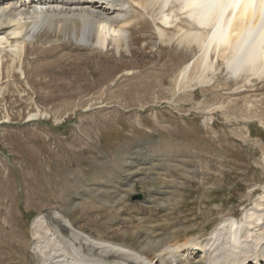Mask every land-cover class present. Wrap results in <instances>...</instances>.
<instances>
[{"label": "rangeland", "instance_id": "374dc122", "mask_svg": "<svg viewBox=\"0 0 264 264\" xmlns=\"http://www.w3.org/2000/svg\"><path fill=\"white\" fill-rule=\"evenodd\" d=\"M57 32L42 28L25 46L24 75L8 52L0 70V264L34 259L31 220L51 209L137 247L132 230L109 236L134 225L164 247L253 207L264 186V82L237 89L220 65L209 84L178 90L190 56L163 47L151 22L138 23L130 49ZM102 204L111 208L95 221ZM137 211L145 218L129 217Z\"/></svg>", "mask_w": 264, "mask_h": 264}, {"label": "bare ground", "instance_id": "6f19581e", "mask_svg": "<svg viewBox=\"0 0 264 264\" xmlns=\"http://www.w3.org/2000/svg\"><path fill=\"white\" fill-rule=\"evenodd\" d=\"M220 1L216 15L222 21L214 27L212 13L203 12L207 0H0V70L8 52L11 69L24 75L25 46L31 45L42 28L71 34L85 46L103 49L112 45L119 50L130 49L134 30L143 21L151 22L163 47L183 49L189 54L190 59L175 76L178 90L183 85L209 84L218 76L220 65L237 89L252 85L255 80L263 83L264 24L262 40L247 49L241 44L245 32L258 22L263 0ZM200 6L202 10L197 8ZM150 45L155 47L156 43ZM1 90L0 86V93ZM37 114L38 110L29 116L32 119ZM122 191L118 187L116 196L121 198ZM82 202H86L84 197L78 199L79 204ZM101 208L91 216L95 221H101L105 214L99 213L111 207L102 204ZM140 214L137 211L129 217L145 218ZM157 215L168 222L162 212ZM72 218L56 209L33 217L30 231L34 259L28 264H264V186L253 207L246 209L239 219L227 217L208 235L178 239L164 247L163 235L141 236L134 225L113 229L109 236L125 235L132 230L137 235V247L96 236Z\"/></svg>", "mask_w": 264, "mask_h": 264}]
</instances>
